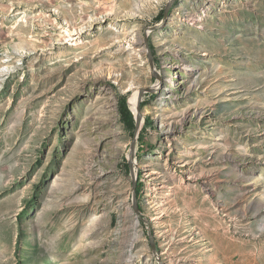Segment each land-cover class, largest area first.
Here are the masks:
<instances>
[{
	"label": "rangeland",
	"instance_id": "374dc122",
	"mask_svg": "<svg viewBox=\"0 0 264 264\" xmlns=\"http://www.w3.org/2000/svg\"><path fill=\"white\" fill-rule=\"evenodd\" d=\"M170 1L0 0V264H161L119 110L156 85L137 168L163 261L264 264V0H177L160 81Z\"/></svg>",
	"mask_w": 264,
	"mask_h": 264
},
{
	"label": "water",
	"instance_id": "95a60500",
	"mask_svg": "<svg viewBox=\"0 0 264 264\" xmlns=\"http://www.w3.org/2000/svg\"><path fill=\"white\" fill-rule=\"evenodd\" d=\"M177 0H171L168 4L167 7L165 9L164 12V19L163 21L154 26V27H149L146 29L145 31V46L147 49V54H148V59H149V64H150V69L151 72L153 74L154 77H156L158 80L161 81L162 77L159 73H157V69H156V65H155V61H154V55L153 52L151 50L150 47V35L153 32L159 31L160 29H162L163 27L166 26V23L168 21L170 12L175 4ZM158 92V88L156 89L155 86L150 87V88H146V89H141L139 91V99H138V113L135 114L132 110V113L134 114L135 117V129H134V139L132 141V144L130 146V153L128 156V165L130 168V174H131V178H132V199L134 200V211L137 215V217L140 220H143L147 225H148V230H149V236L151 239V243L153 246V250L154 253L158 259V261L161 264H165V262L163 261L160 253H159V249H158V243H157V239L154 233V229H153V221L151 218H149L142 210V206L140 203V199H139V194L137 191V187H138V168H137V153H138V143H139V138L140 135L142 133L143 127H144V117L141 113V105L143 103L144 97L146 95H152ZM129 104V101H128Z\"/></svg>",
	"mask_w": 264,
	"mask_h": 264
},
{
	"label": "trees",
	"instance_id": "16d2710c",
	"mask_svg": "<svg viewBox=\"0 0 264 264\" xmlns=\"http://www.w3.org/2000/svg\"><path fill=\"white\" fill-rule=\"evenodd\" d=\"M163 15H164V12L161 13V16H160V20H162L163 18ZM151 49L153 50V46L151 44ZM119 110H120V114H121V117H122V121L126 127V129L128 131H134L135 129V117H134V114L132 113L131 111V108H130V105L128 104V98L127 97H123L120 99L119 101ZM152 125V121L150 119H146V123H145V126H144V129L140 135V138H139V142H144L145 140V131L147 130V128L151 127ZM127 167H129L128 164H126ZM142 186L143 184L141 183V179L139 178L138 180V187H137V191H138V194H139V198L142 194Z\"/></svg>",
	"mask_w": 264,
	"mask_h": 264
},
{
	"label": "bare ground",
	"instance_id": "6f19581e",
	"mask_svg": "<svg viewBox=\"0 0 264 264\" xmlns=\"http://www.w3.org/2000/svg\"><path fill=\"white\" fill-rule=\"evenodd\" d=\"M158 73V72H157ZM156 89L158 88V85L155 86ZM159 90V89H158ZM139 91L140 90H136L134 91L131 96L128 98V101H129V105H130V108L131 110L137 114L138 113V104H137V101L139 99ZM145 122V121H144Z\"/></svg>",
	"mask_w": 264,
	"mask_h": 264
}]
</instances>
